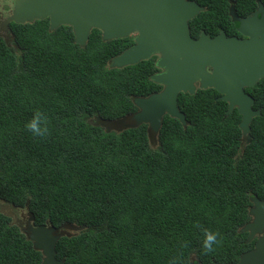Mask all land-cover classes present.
<instances>
[{"label": "trees", "instance_id": "16d2710c", "mask_svg": "<svg viewBox=\"0 0 264 264\" xmlns=\"http://www.w3.org/2000/svg\"><path fill=\"white\" fill-rule=\"evenodd\" d=\"M206 7L191 35L225 31L232 0H196ZM245 14L256 0H234ZM264 3V0H262ZM7 17H0V24ZM199 26V27H198ZM0 36V264H41L11 210L34 225L73 226L56 244L64 264L235 263L253 248L241 228L250 198H264V78L246 91L260 115L243 145L236 110L214 89L178 95L187 126L164 116L154 144L147 125L114 131L106 123L133 113L135 97L161 89L153 58L123 68L109 61L131 36L103 41L92 30L85 47L69 26L47 19L6 26ZM1 30L0 32H6ZM39 110L51 135L34 139L25 124ZM204 229L223 243L203 255ZM187 244V247H182Z\"/></svg>", "mask_w": 264, "mask_h": 264}, {"label": "water", "instance_id": "95a60500", "mask_svg": "<svg viewBox=\"0 0 264 264\" xmlns=\"http://www.w3.org/2000/svg\"><path fill=\"white\" fill-rule=\"evenodd\" d=\"M204 10L194 0H15L0 27L6 31L9 22L24 24L47 19L50 31L69 26L74 43L80 47L86 46L92 30H98L103 41L134 36L133 44L110 59L109 66L123 68L155 57L158 72L150 79L162 89L147 97L133 98L136 111L107 122V127L123 131L145 124L154 144L164 116L187 126L177 104L180 93L193 95L197 89H214L219 94L216 101L227 103L225 117L236 109L242 142L248 145L250 124L260 111L253 109L254 98L245 89L264 78V8L258 3L256 12L242 19L233 6L229 7V15L239 23L237 32L243 39L223 31L214 36L201 31L193 38L189 23ZM249 200L251 220L240 231L247 233V243L255 240L253 248L242 253L237 262L226 264H264V200L256 195ZM33 222L31 215L22 232L34 250L41 253V264H64L56 258L55 248L59 239L67 235L64 229L73 226H33Z\"/></svg>", "mask_w": 264, "mask_h": 264}, {"label": "clouds", "instance_id": "9594fccd", "mask_svg": "<svg viewBox=\"0 0 264 264\" xmlns=\"http://www.w3.org/2000/svg\"><path fill=\"white\" fill-rule=\"evenodd\" d=\"M50 121L48 116L36 110L33 113L32 119L25 124V130L32 134L34 139L45 140L51 135ZM195 227L200 228L203 233V239L201 244L202 254L208 255L214 253L218 247L223 243V238L221 234L217 231H212L210 229H204L199 224ZM182 247H187V244H183ZM170 264H179L177 258H173Z\"/></svg>", "mask_w": 264, "mask_h": 264}, {"label": "flooded vegetation", "instance_id": "af4514ba", "mask_svg": "<svg viewBox=\"0 0 264 264\" xmlns=\"http://www.w3.org/2000/svg\"><path fill=\"white\" fill-rule=\"evenodd\" d=\"M195 2H197L196 0H194ZM198 3V2H197ZM258 3H261L262 5H263V8H264V3H263V1L262 0H256V2H255V6L254 7H252V9L251 10H248L245 14H243V13H241V10L242 9H240V12L238 11V9L236 8V1H234V0H232L230 3H229V5H228V8H227V15L229 16V22L227 23L228 24V26L230 27L231 26V29H228V31H225V29H223V27H218V32L217 33H219L220 31H223L227 36H235V37H238L239 39H243L244 37L239 33V32H237V28H238V26H239V23L238 22H235V21H233L232 20V18H231V16L229 15V7L230 6H233L234 7V10H235V12H236V15H237V17L238 18H245V17H247L248 15H250V14H253V13H255L256 12V9H257V7H258ZM199 4V3H198ZM200 6H202V7H204L205 8V10H206V7L205 6H203V5H201V4H199ZM204 10V11H205ZM260 15H258V17H259ZM0 17H4V16H2V15H0ZM7 17V16H6ZM199 27V26H198ZM201 31H204V30H201V29H199L198 30V34L201 32ZM205 32V31H204ZM206 33V32H205ZM216 33V34H217ZM207 34V33H206ZM216 34H213V35H211V36H214V35H216ZM209 35V34H208ZM0 36H2L4 39H6V37H8V32L6 31V32H0ZM210 36V35H209ZM193 37V36H192ZM133 38H134V36H131V39H132V44H133ZM193 38H195V37H193ZM131 44V45H132ZM130 45V46H131ZM151 58H153V60H154V64H155V57H151ZM150 58V59H151ZM156 72H158V70H156ZM155 72V73H156ZM161 89H162V87H161ZM160 89V90H161ZM159 90V91H160ZM158 91V92H159ZM245 91H246V89H245ZM247 92V91H246ZM155 93H157V92H155ZM248 93V92H247ZM219 97V95L218 96H216L215 98H214V100L216 101V98H218ZM227 104V103H226ZM254 106V105H253ZM252 106V107H253ZM227 109V108H226ZM234 110H236V109H234ZM233 110V111H234ZM256 110H258V109H256ZM136 111V110H135ZM231 113V112H230ZM260 115V114H259ZM258 115V116H259ZM259 199H261V198H259ZM261 200H264V198H262ZM250 208V207H249ZM249 210V209H248ZM11 214H12V216H13V218H14V221L16 222V221H18V224H19V228L22 230L24 227H25V225H26V222L28 221V215H25L24 216V214L21 212V211H16V210H11V212H10ZM33 226H36V225H34V222H33V224H32ZM70 230V229H69ZM67 231V230H66Z\"/></svg>", "mask_w": 264, "mask_h": 264}, {"label": "rangeland", "instance_id": "374dc122", "mask_svg": "<svg viewBox=\"0 0 264 264\" xmlns=\"http://www.w3.org/2000/svg\"><path fill=\"white\" fill-rule=\"evenodd\" d=\"M15 0H0V15L4 16V17H8L11 13V10L13 8ZM240 141H242V138L240 136ZM242 144L245 146V144L242 142ZM65 231H75V229H64ZM56 251V250H55Z\"/></svg>", "mask_w": 264, "mask_h": 264}]
</instances>
